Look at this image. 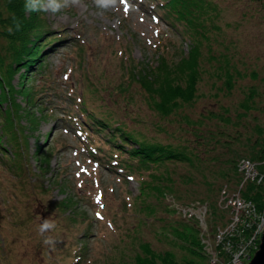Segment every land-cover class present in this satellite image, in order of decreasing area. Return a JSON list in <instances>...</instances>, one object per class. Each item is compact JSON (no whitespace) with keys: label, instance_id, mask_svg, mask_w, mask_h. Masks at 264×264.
Returning <instances> with one entry per match:
<instances>
[{"label":"rangeland","instance_id":"1","mask_svg":"<svg viewBox=\"0 0 264 264\" xmlns=\"http://www.w3.org/2000/svg\"><path fill=\"white\" fill-rule=\"evenodd\" d=\"M160 2L112 0L101 6L97 0H66L56 12L39 10L50 30L40 40L45 43L42 69L36 61L30 67L36 73L21 68L10 80L13 88H28L11 90L22 112L13 122L26 127L22 132L20 125L16 128L17 143L13 131L8 138L0 128V264H132L143 242L157 253L169 250L181 261L189 256L186 246L191 243L178 231L185 224L198 227L194 216L185 219L177 213L181 205L205 202L209 227L226 218L210 208L223 182L235 185L231 155L248 156L264 140V0H210L214 10L206 22L209 31L199 41L187 34L184 23L166 17ZM159 53L168 63L166 75L158 66ZM191 56L198 69L194 95L163 116L153 108L147 90L128 77L129 72L137 75V68L128 72L124 65L140 62L152 68L150 75L157 81L184 84L187 70H180L179 62ZM245 99L249 108L242 105ZM0 106L2 122L9 103L2 100ZM87 106L98 116L123 120L149 139L173 145L184 140L197 152V163L187 166L171 159L159 164L152 170L154 180L145 182L153 184L146 195L139 179H147L148 172L130 171L122 163L126 153L109 148L105 137L90 130L89 145L93 139L94 147L99 144L103 155L114 154L119 163L108 159L103 162L107 165L97 164L88 157V141L75 132L87 118L80 108ZM28 113L37 120L29 123ZM185 119L197 127H188ZM22 144L17 160L8 156ZM51 147L49 165L42 167L40 152ZM20 160L27 174L16 172L13 163ZM72 194L81 217L75 220L73 207H58V201ZM45 219L55 224L42 233L39 225ZM47 236L54 238L52 243Z\"/></svg>","mask_w":264,"mask_h":264},{"label":"trees","instance_id":"2","mask_svg":"<svg viewBox=\"0 0 264 264\" xmlns=\"http://www.w3.org/2000/svg\"><path fill=\"white\" fill-rule=\"evenodd\" d=\"M162 4L165 7L164 14L166 16L172 15V18H175L178 21L184 23L186 25V28L188 29L186 30L187 34L189 36H192L195 41H199V39L205 38L207 36L209 26L206 24V22L208 20V16H211L214 10V5H212L210 0H164ZM0 7V103L2 102V100H7V102L9 103V107L6 108L4 121L0 122V128L5 131L3 133L7 136L8 131L9 134L11 131H13V137L15 138V141L17 143L18 137L15 131L16 128L20 125L19 128L22 132V127L26 126H24L23 124L17 125L16 123H14L15 119H18L19 121V118L22 116V112L20 111V103H18L13 96L11 98V90L22 91L23 89L28 88H24L23 84L22 88H13L10 80L14 73L19 71V69L21 68H24L28 71L30 70L31 72H29V74L34 73L32 71L35 70H31L30 67L36 61L40 63L39 69H42L41 64L43 65L44 62L41 59L44 55L42 51L44 49L45 43L40 42V40L41 37L48 34L50 30L43 14L40 13L39 10L29 11L25 8V0H1ZM14 19L20 23L19 28L16 27ZM9 27L12 28V31L8 30ZM3 40H5V43H2ZM50 40L51 39H48L47 42ZM81 48L83 49V45H79V50ZM40 51L41 53L39 54ZM164 55L165 54L163 53L157 54V62L159 63L158 66L160 65L159 69L161 73H163V75H166L165 71L167 70L165 69V67L168 63L166 62V58ZM210 55L213 56V54ZM182 59L183 58L180 56V60ZM195 61V57L191 56L190 58H188V60L179 62L180 65H182L181 67L179 66L180 70H187L184 84H182L181 82L172 83L171 81H169V79L157 81L155 76L150 75V71L152 70V68L148 65L147 70L146 66L144 64L142 65V63L140 62H138L136 65H134L133 63L124 65L126 71L128 72L134 68H137V75H131V73L129 72L128 77H135L139 84L147 90L146 96L150 101L154 102L153 108L159 115L163 116L168 115L175 108H179L182 101L192 99L196 88V73L198 70L197 64L195 65ZM225 65H228L227 61L225 62ZM163 70L165 71L163 72ZM25 73L26 72L21 71L20 74L25 76ZM230 77V73H228L229 81ZM154 95L156 97H154ZM251 96L252 95H247V99ZM247 99L242 102V105L246 108H249L251 105H248L246 103L248 102ZM83 103L84 105H87L86 101H83ZM12 107L15 109L17 115H13ZM81 109L87 116V118H84L83 121L79 122L83 131L87 132V130L89 129L91 132L94 131V133H98L99 135L105 137L111 148L117 149L120 153H126V158L122 160V163L130 171L134 170L138 174H141L143 172L142 169H145L148 172L147 175L149 177L147 179H139V185L140 187L143 186L145 188V191L150 186L153 188L152 183L150 186H147L145 182L148 179H150L151 181L154 180L155 175L152 174V170L155 169L159 164L162 165L165 162L168 163L167 160L171 159L172 161L176 162L178 160L184 161V164L187 163V166H192L194 163H197L194 160L198 157L197 152L193 149V146L184 143V140L178 141L181 142L180 145H173L174 143H163L153 137L152 139H149L143 135L141 130L135 131L133 127H127V123L123 122V120L121 119L113 121L112 119L110 120V118H105L103 115L98 116L92 109L88 108V106L87 108L82 107ZM0 113L2 114L1 109ZM27 117L30 118L29 123L37 120L36 116L32 113H28ZM185 121L188 127L192 129H194V127H197L195 125V121L192 122L189 119H185ZM137 137H141V139L138 140ZM256 142L259 143V141ZM262 143L263 144L259 143L261 145L260 147H258L260 148L259 151L256 149L250 150V155L248 156L251 159L258 160L260 162L258 164V167L264 171V140L262 141ZM51 149L52 147L48 151L47 148H45L40 152L42 156L40 159L42 167H44L45 164L46 166L49 165L48 156L52 151ZM100 149L101 148L99 147L98 155L100 157H103L100 159L102 163L105 160L112 159V155H103L105 150L102 151ZM10 151H12L13 156L12 154H9L8 156L12 157L13 160H17L15 155H20L24 152L23 144L19 148H17V151L16 149ZM193 153L195 158H193L192 160L191 155ZM231 157V161L236 160L234 158V154H232ZM15 162L16 163H13V165L15 166L14 168L16 169V172H23V174H25L26 172L27 174L25 164L23 165L21 160L19 162ZM232 173L236 176L234 184H237L240 180V174L236 170L235 162L233 163ZM134 174L135 176H138V174ZM22 178V180H25L24 176ZM55 181L57 183L59 179ZM61 184L64 185L63 182H61L60 185ZM209 184L211 186L213 185V182ZM241 193L245 197L252 198L259 206L264 202L263 185L256 184L252 181H247L245 183V186L241 189ZM146 195H148L147 191ZM67 196V198L58 201V207L63 209L73 207L74 210L72 212V220H75L80 217V212H78V210L76 209L77 204L75 206L74 203L75 200L77 201V198L74 194ZM211 206L213 208H211V210L213 212L216 211L219 218L223 217L224 212L221 209H219V212L217 211L218 207L216 206V203H211ZM143 207H148V205L145 204L143 205ZM152 210H150L151 212L147 213H155L152 212ZM83 214L84 213H82V215ZM24 219L25 217L21 219V221H24ZM178 234L185 241H189L191 243V245L186 246L189 251V256L183 258L181 261H178L174 259L171 251L165 250L164 252L157 253L150 248L147 242H143L141 244L142 253L138 252L135 254L134 262L132 264H203L202 259H204V254L202 250H200L201 244L198 237V229L194 226H191L190 224H185L184 228L178 231Z\"/></svg>","mask_w":264,"mask_h":264},{"label":"built area","instance_id":"3","mask_svg":"<svg viewBox=\"0 0 264 264\" xmlns=\"http://www.w3.org/2000/svg\"><path fill=\"white\" fill-rule=\"evenodd\" d=\"M238 168L244 179L251 178L257 182L264 179L254 162L241 158ZM220 200L225 206L231 207V220L224 228H218L215 234V243L220 244L214 248L207 243L206 249L211 253V264H243L250 250L257 246V239L264 228V206L258 208L252 200L241 197L239 191L228 192L225 187L221 190ZM201 212V208L192 209ZM200 213H197L198 216ZM223 254V255H221ZM221 257H220V256Z\"/></svg>","mask_w":264,"mask_h":264},{"label":"clouds","instance_id":"4","mask_svg":"<svg viewBox=\"0 0 264 264\" xmlns=\"http://www.w3.org/2000/svg\"><path fill=\"white\" fill-rule=\"evenodd\" d=\"M112 0H97V3L101 6H107ZM66 5V0H25V8L29 11H38V10H50L56 12ZM14 23L17 28L20 27V23L14 19ZM9 31H12V28L9 27ZM55 222L49 219L43 220L39 225V230L43 233L46 230L54 228ZM54 238L52 236L46 237V242L52 243Z\"/></svg>","mask_w":264,"mask_h":264},{"label":"water","instance_id":"5","mask_svg":"<svg viewBox=\"0 0 264 264\" xmlns=\"http://www.w3.org/2000/svg\"><path fill=\"white\" fill-rule=\"evenodd\" d=\"M249 264H264V231L261 236L259 248L251 257Z\"/></svg>","mask_w":264,"mask_h":264},{"label":"snow or ice","instance_id":"6","mask_svg":"<svg viewBox=\"0 0 264 264\" xmlns=\"http://www.w3.org/2000/svg\"><path fill=\"white\" fill-rule=\"evenodd\" d=\"M100 196H101V194L98 192L97 195H96V199L99 200L100 199ZM97 215L99 216L100 213H97Z\"/></svg>","mask_w":264,"mask_h":264},{"label":"bare ground","instance_id":"7","mask_svg":"<svg viewBox=\"0 0 264 264\" xmlns=\"http://www.w3.org/2000/svg\"><path fill=\"white\" fill-rule=\"evenodd\" d=\"M85 234H86V233H84V232H83V233H81V237H82V236H84ZM81 251H82V250H81Z\"/></svg>","mask_w":264,"mask_h":264}]
</instances>
